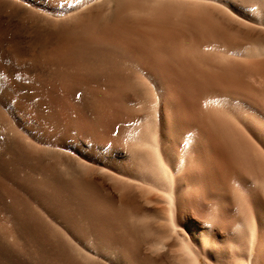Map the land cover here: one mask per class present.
I'll use <instances>...</instances> for the list:
<instances>
[{"label":"bare ground","instance_id":"6f19581e","mask_svg":"<svg viewBox=\"0 0 264 264\" xmlns=\"http://www.w3.org/2000/svg\"><path fill=\"white\" fill-rule=\"evenodd\" d=\"M0 8L57 68V83L108 88L120 101L107 119L99 101L88 127L78 121L90 138L77 130L64 138L51 106L46 129L60 134L62 150L40 133L48 149L2 159L0 177L15 192L33 195L15 174L25 165L51 200L48 228L13 215L14 237L30 235L50 264H264V110L256 105L264 104V0H0ZM2 31L0 106L10 131L17 90L2 67L19 48L6 46ZM78 144L79 158L64 151ZM65 182L90 208L87 229L69 215Z\"/></svg>","mask_w":264,"mask_h":264},{"label":"rangeland","instance_id":"374dc122","mask_svg":"<svg viewBox=\"0 0 264 264\" xmlns=\"http://www.w3.org/2000/svg\"><path fill=\"white\" fill-rule=\"evenodd\" d=\"M0 26H1V29H3V31H4V33H3V31L1 32V39L4 40L3 41L4 44L6 46H8L7 43H8V41L11 40L12 43H16L18 48H19L17 51L15 50V52H13L16 54V56H14L15 54L14 55L11 54V56H9V58H7L6 62L9 59L10 60L7 63L5 62L4 67H2V68H4V70L7 69L5 71L8 73L10 72L9 74H7L8 79L11 80L13 83H15L14 87L17 90L16 91L17 97L11 98L12 100L10 99L9 102L12 106L14 105L13 110L17 114L16 116L19 115L18 118L20 119V117H21L23 119V120L18 119V121L20 123L18 122L16 124L15 128L11 129L12 131L11 130L9 131L8 129L5 128V125L7 124L6 119H8L6 117V114L4 113L6 111H2L4 109H3V107L0 106V109H1L0 110V128H3V129H0V132H1L0 134L4 135V138L0 135V137H1L0 138V154H1L0 163H1L2 159L4 161V158H9V156H10L9 154L12 151H15L17 154L21 155L26 149H31V148L36 149L35 148L36 146H38L39 148H40V146L43 148H47L48 144H41L40 142H38L39 139L37 137L41 136L42 134H43L42 136H47L45 139H47L49 142H52L55 144L54 147L56 149L62 148L61 144L60 143L58 144V142H57V140L60 137L59 133L56 134V137H55L57 139L56 142H55L54 137H53L54 138V141H53V138H49V136H48L49 133L47 132L46 127L48 125V119H49L48 118L49 117L48 112L51 110L54 113V115H53V113H52V115L53 116L56 115V117H55L56 122L59 125H61L64 129V130H62V132L64 133L63 137L65 135L66 136L70 135V133H68V132L73 131L72 134H74L76 136L78 134L79 138H85V137H89V136L85 135V130H87V129L86 128L84 129V127H88L91 124V120L94 117H96L97 113L99 112V110H100L99 101H100V104L103 103L105 106H107L106 107L107 113H105L106 119H107L106 116H108L110 113V107L115 106L116 104H119V102H120L119 98L114 97V95H113L114 91L111 89H108V88L106 89V88H102V87L97 86V85H93V84L90 85L87 83H85V84L79 83V85H74L71 83H67V84L66 83H57V81L55 80V77H54L55 76L54 73H56L55 71H57V68L52 66V65L46 66L45 63H44L45 65H44L43 62H41L42 59H38L35 56V54H34L35 51L32 52V48L27 46V45L31 44L29 42L30 35L28 36V34H26V32L21 27L20 23L17 21L16 18H14V19L10 18V15H8L6 9H4V8H0ZM2 35H4V36H2ZM5 40H6V42H5ZM47 44L49 47L47 46ZM47 44H45V46L41 48V49L44 48L42 50V52L45 51L44 53H46L48 51V49L51 48V46L49 45L50 43L48 42ZM9 63H10V65H9ZM1 66H3V65H1ZM54 68H56V69H54ZM52 72H54V73H52ZM0 73H1L0 75H2V72H0ZM41 93L46 94V95L44 96ZM121 94L122 95L120 96V98L123 97L124 95L128 94V92L124 91ZM0 95H2L1 92H0ZM46 96H48V97H46ZM44 97H46L45 99H48V102H49L48 105L51 103L52 104L49 106L44 105V104L40 105L38 102L37 106H36V101H39L38 99L41 100ZM0 99H1V96H0ZM110 99L112 101H110ZM11 105H9V107ZM256 105L260 110H264V104L261 102V100L257 101ZM51 106H53V107H51ZM50 107H51V110L49 109V111H48V108H50ZM98 107H99V109H98ZM15 110H17V112ZM57 117L59 120L57 119ZM106 119H105V121H106ZM3 120H5V121H3ZM65 120H66V122H65ZM46 121H47V123H46ZM78 121H81L82 124H84V127ZM5 122H6V124H5ZM61 122L63 123V125ZM86 123H88V124H86ZM68 124H69V126H68ZM71 125L72 126L76 125L78 129L77 128L76 129L74 128L75 130L72 129L73 127ZM78 126H80V127H78ZM18 127H20V128H18ZM26 127L28 129L30 128V130H28ZM64 127L67 128L68 130H66ZM69 127H71V128H69ZM24 129H26V130H24ZM79 129H80V131H79ZM21 130H22L23 134H21ZM76 130L78 131V133L76 132ZM88 130H90V129H88ZM28 131L30 132V134ZM2 132H4V134ZM19 132H20V134H19ZM5 133H7V134H5ZM40 133H41V135H40ZM91 133H92V131H91ZM89 134H90V132H89ZM8 136L10 138H8ZM66 136L64 138H67ZM5 137H7V138H5ZM13 138H14V140H12ZM79 146H80L79 144L77 146L74 145V147L69 148V149H64V151L68 152L69 154H71L74 157L79 158L80 155L82 154V152L79 150L81 147H79ZM85 149L87 151L92 150V145L88 144L85 147ZM107 150H108V146H105L101 151L105 152ZM21 166L22 165H20L18 167V172L15 173L17 175V179H19L20 182L21 181L24 182L26 186L28 185L27 186L28 188H27L24 185V183H20V186H22V187L25 186L26 187V188L24 187L25 189L31 190L33 195L31 197H29L28 195L23 194V193L18 194L17 192H15V190L13 189L11 184L9 185V182L7 180H5V179L3 180L0 177V248H1L0 252L2 253L3 251H5L3 253H6L8 256L11 255L9 257L10 258L12 257L11 258L12 260H16L17 264H50L49 260H47L41 256H38V254L36 253V245H35L36 242L34 239L31 238L30 235L24 236L23 238L19 239L18 237H14L15 234H12V232H11L12 231L11 230V221L13 220V215H21L22 217H26L29 219L36 218L37 221H40L41 223L44 224L43 225V229H44L43 231H45V228L47 227L46 226L47 224H45V222H47L48 217L46 216V213L44 214V212H46L45 209H47L49 207V204L51 201L49 199V195H47V193L45 192L46 189L41 187L40 184L36 183L37 179L39 178V174L33 173L34 174L33 175L31 173V171L28 169V167H27V169H25L26 166L23 165L22 169H20ZM23 168H24V171L25 170L27 171V172L25 171L26 173L23 171ZM28 172H29V174H28ZM35 183H36V186H35ZM67 183L65 182V184H66L65 186H66L67 193H68L67 199H69L68 200L69 211H70L69 215L74 218L72 220L74 221V223L78 229L79 228H80V230H83L84 228L87 229L88 227H90L89 224L91 223L90 222L91 221V219H90V215H91L90 208L86 207L88 210L85 209V207L81 203V198L79 197L78 194H76L74 186L67 185ZM44 216H46V217H44ZM38 238L40 241V245L42 244L41 246H43L44 244L47 245V241H46L47 239H46L45 235L42 237V239L40 236ZM41 241L43 243H41ZM174 249H175V251L179 250L180 252H182L181 247H176ZM13 256H15L16 259H14ZM211 258L213 259L214 257H211ZM7 260L9 261L10 259H7ZM0 264H10V263L6 262V260L0 256ZM83 264H86V263H83Z\"/></svg>","mask_w":264,"mask_h":264}]
</instances>
